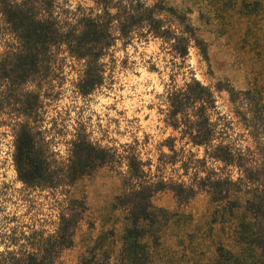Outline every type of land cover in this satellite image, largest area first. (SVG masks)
<instances>
[{
  "label": "rangeland",
  "instance_id": "obj_1",
  "mask_svg": "<svg viewBox=\"0 0 264 264\" xmlns=\"http://www.w3.org/2000/svg\"><path fill=\"white\" fill-rule=\"evenodd\" d=\"M164 1L183 10L198 28L208 45L210 64L194 42L183 67L175 70V62L180 63L181 58L163 39H135L127 46L118 39L114 55L104 54L93 64L99 82L89 93H82L87 61L58 46L43 62L42 72L24 85L34 92L30 98L38 99L37 110L28 119L59 162L67 161L74 139L82 136L101 153L90 174L73 188V195L83 198L88 208L73 244L63 250L58 264H81L84 256L92 264H211L217 244L229 240V224L214 213L215 204L206 191L179 201L167 185L150 200L154 207L178 215L147 222L151 230L143 238L144 246L138 248L135 261L125 248L127 200L116 199L128 187L124 177L128 165L123 157L133 153L149 176L163 174L168 178L183 172L179 164H173L176 153L169 145L174 143L180 154L183 148L200 157L204 154L203 148L181 138L167 122V92L173 84L183 85L195 76L212 86L218 111L214 118H219L232 143L247 152L256 147L229 94L215 85L228 78L237 88L252 86L264 91V0ZM96 7L94 0H55V9L62 14H80ZM3 23L0 13V47L5 43ZM10 88L0 84L2 213L28 217L30 200L34 199L39 216L55 220L50 200L42 197L45 193L28 188L15 169L11 122L20 96L17 88Z\"/></svg>",
  "mask_w": 264,
  "mask_h": 264
},
{
  "label": "trees",
  "instance_id": "obj_2",
  "mask_svg": "<svg viewBox=\"0 0 264 264\" xmlns=\"http://www.w3.org/2000/svg\"><path fill=\"white\" fill-rule=\"evenodd\" d=\"M94 1L97 7L89 11L62 14L55 9V0H0L5 35L0 47V84L17 88L20 96L11 122L15 169L28 188L45 193L42 197L50 200L56 215L55 220L40 217L34 199L30 200L29 216L23 218L2 213L0 204V264H58L63 250L73 244L88 208L83 198L73 195V188L101 158L82 136L74 139L67 161L59 162L28 119L37 110L38 99L30 98L34 92L24 85L42 72L43 62L49 60L54 47H63L70 56L87 61L84 94L99 82L93 64L104 54L114 55L118 39L126 46L135 39H163L181 58L180 63L175 62V70L183 67L194 42L210 64L205 39L187 14L174 5L164 0ZM215 88L229 94L256 143L255 150L247 152L234 145L219 118H214L218 111L212 86L195 76L183 85L173 84L167 92V122L181 138L203 148L204 154L200 157L184 148L180 154L174 143L169 145L176 153L173 164H179L183 172L168 178L163 174L149 176L133 153L123 157L128 165L124 176L128 187L116 199L127 200L125 218L129 225L123 239L133 261L151 230L147 222L178 215L154 207L150 200L154 192L170 185L179 201L206 191L215 204L214 213L229 224V240L217 244L211 264H264V91L252 86L237 88L228 78L219 79ZM92 262L87 256L81 260V264Z\"/></svg>",
  "mask_w": 264,
  "mask_h": 264
}]
</instances>
